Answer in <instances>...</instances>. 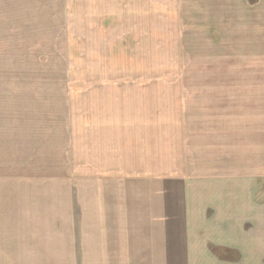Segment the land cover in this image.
<instances>
[{"label":"rangeland","instance_id":"rangeland-1","mask_svg":"<svg viewBox=\"0 0 264 264\" xmlns=\"http://www.w3.org/2000/svg\"><path fill=\"white\" fill-rule=\"evenodd\" d=\"M107 1L0 0V107L50 129L66 264H264V0Z\"/></svg>","mask_w":264,"mask_h":264},{"label":"crops","instance_id":"crops-1","mask_svg":"<svg viewBox=\"0 0 264 264\" xmlns=\"http://www.w3.org/2000/svg\"><path fill=\"white\" fill-rule=\"evenodd\" d=\"M128 2L130 3V0ZM138 2L132 0V8H137ZM125 4L126 0H108L107 5L110 9L99 11L105 15L101 19L132 12L123 9ZM2 111L1 106L0 264H66L67 253H85L86 250L82 249V239L85 237L79 233L74 224L71 225L74 228L68 231L72 235H67V217H60L58 214L59 200L54 203L57 212L53 215L54 210L51 211L49 161L43 164L40 160L42 157L44 159V156L47 159L50 157V129L35 131L32 127L34 132L26 128L20 133V126L7 125L9 118ZM100 134H102L100 136L105 135L103 131H100ZM60 142L62 144L64 140L58 139V155H61ZM35 154L38 155L36 159H39L36 164L32 161V157L35 159ZM35 166L37 169H34ZM36 173L39 176H36ZM121 203L123 204V200ZM64 207L65 200L62 201L63 213ZM72 220L77 221L78 218L72 217ZM85 221H87L86 217H82L81 222ZM88 221H91V217H88ZM121 221L124 229V217ZM126 221H128L127 217ZM89 236L96 237L93 231L89 232ZM67 237L72 238L69 242L71 246L69 250L66 244ZM95 248L90 245V254L98 252ZM175 261L176 257L172 250L167 262L174 264ZM68 264H77V262L72 260Z\"/></svg>","mask_w":264,"mask_h":264}]
</instances>
